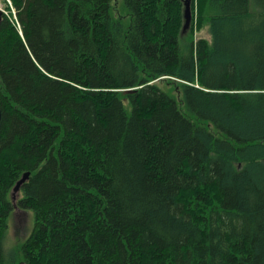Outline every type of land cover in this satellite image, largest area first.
Here are the masks:
<instances>
[{
  "label": "trees",
  "instance_id": "16d2710c",
  "mask_svg": "<svg viewBox=\"0 0 264 264\" xmlns=\"http://www.w3.org/2000/svg\"><path fill=\"white\" fill-rule=\"evenodd\" d=\"M187 1L0 0V264H264V0Z\"/></svg>",
  "mask_w": 264,
  "mask_h": 264
},
{
  "label": "rangeland",
  "instance_id": "374dc122",
  "mask_svg": "<svg viewBox=\"0 0 264 264\" xmlns=\"http://www.w3.org/2000/svg\"><path fill=\"white\" fill-rule=\"evenodd\" d=\"M0 10L5 11V5L0 4ZM7 13V12H6ZM196 36L198 38L205 37L210 39V34L208 29H204L201 32H197ZM18 192L15 193L13 198L14 204L19 198ZM34 228V213L32 210H22L15 206V209L9 220V231L5 238V249L14 261V264H17L19 260L20 249L22 244L29 238Z\"/></svg>",
  "mask_w": 264,
  "mask_h": 264
},
{
  "label": "water",
  "instance_id": "95a60500",
  "mask_svg": "<svg viewBox=\"0 0 264 264\" xmlns=\"http://www.w3.org/2000/svg\"><path fill=\"white\" fill-rule=\"evenodd\" d=\"M185 16H186V23L184 26V30H187L191 26V22H192L191 0H188L186 2ZM1 122H2V108L0 105V127H1ZM29 176L30 173H25L22 176V178L17 182V184L15 185L12 191L13 198L15 196V193L20 192L22 185L28 180Z\"/></svg>",
  "mask_w": 264,
  "mask_h": 264
}]
</instances>
